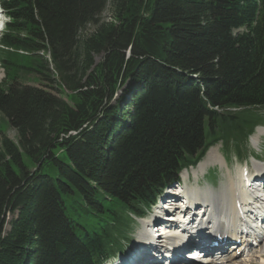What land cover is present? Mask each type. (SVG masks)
Here are the masks:
<instances>
[{
    "label": "trees",
    "instance_id": "obj_1",
    "mask_svg": "<svg viewBox=\"0 0 264 264\" xmlns=\"http://www.w3.org/2000/svg\"><path fill=\"white\" fill-rule=\"evenodd\" d=\"M0 2V264H102L181 170L263 121L264 0Z\"/></svg>",
    "mask_w": 264,
    "mask_h": 264
},
{
    "label": "bare ground",
    "instance_id": "obj_2",
    "mask_svg": "<svg viewBox=\"0 0 264 264\" xmlns=\"http://www.w3.org/2000/svg\"><path fill=\"white\" fill-rule=\"evenodd\" d=\"M262 131H263V133H262ZM263 134H264V129L258 128L256 133L253 136L259 137V136H262ZM253 142H254V139L252 140V143ZM256 142H257V139H255V142L253 144H256ZM254 160L258 162V160H256V159H254ZM208 165H219L220 167H226L224 159L219 154L218 149H216V148L214 149V147L210 148L207 151L204 159L198 164V166L195 169L191 170L192 171L191 173H192L193 177L195 178V180L198 177L197 176L198 173L203 174ZM253 168H254L255 172L258 173V177H264V167L262 165H260L258 163H253ZM227 172L229 175L228 180L226 181V184L220 188L218 193L217 192L214 193L213 191L208 190V189H203V188L201 189V187L197 184L194 187H190V186H188L189 184H187V188H185V192H184V195H185L184 197L185 198H195L197 200H201L200 203H197L198 205L199 204L204 205L202 208H200V210L202 209V211H204L205 213L211 212L216 218H218L219 223L221 222V220L225 219V220H227V223L233 224L235 217H236V208L239 205V201L243 202L242 196L245 194L246 191L242 189V184L238 183L237 181H235L233 178L230 177L228 169H227ZM251 176L256 177V175H251ZM182 177L186 181L188 178V173L185 172ZM177 202H180V201H174L172 203V206H171L172 210H173V206L177 205L176 204ZM175 212H178V210H175ZM188 213H190V211ZM171 216H174V215H171ZM251 219H253V218H251ZM147 226L148 225H146V222H143V228L139 232V235H138L139 240H141V241H145L148 238ZM168 227L170 228V230H176L180 226H178L177 224H175V225L174 224H168ZM188 229H190V230L195 229V224L193 221L192 222L188 221L184 224L182 234H186V231ZM199 233H200V237H199L200 239L198 241L201 242L202 239L204 237H206V235L203 232H199ZM170 242L172 244H178L179 239L173 238L170 240ZM201 245H204V244H201ZM260 247H262L260 250L261 256L257 257L256 259H258V261L262 262V261H264V245L260 246ZM244 248H245V246H243V248L238 247V248L234 249L232 252H230V250H228V252L224 256L219 257V259L221 260L220 263H218L217 261H213L212 259H209L208 262L196 263V264H248V263L253 264L254 262L248 259V258H250V255L249 254L245 255V253L243 252ZM221 250L225 251L226 248L222 247ZM149 255L153 256V255H157V254H155L151 250ZM172 255H174V254L171 253L170 257ZM243 256L245 258L243 260H241L240 258ZM219 259H217V260H219ZM133 261H137V259L132 258V259L128 260L126 262V264H129ZM158 264H161V263H158Z\"/></svg>",
    "mask_w": 264,
    "mask_h": 264
},
{
    "label": "rangeland",
    "instance_id": "obj_3",
    "mask_svg": "<svg viewBox=\"0 0 264 264\" xmlns=\"http://www.w3.org/2000/svg\"><path fill=\"white\" fill-rule=\"evenodd\" d=\"M0 10H2L1 9V7H0ZM102 18L103 19H105V20H108L109 19V15H108V13L107 12H105L104 14H103V16H102ZM6 21H7V18L5 17V15H4V13L2 12V13H0V23L1 22H3L4 24L6 23ZM3 28H4V26H3ZM4 30V29H3ZM2 32L3 31H1L0 32V35L2 34ZM100 60H101V56H94V64H97V63H99L100 62ZM5 76H6V73L4 72V70L0 67V84L2 83V81H3V78H5ZM20 83L21 84H23V85H30V86H36V87H39L40 86V84L39 83H37V82H35V81H33L32 80V77L31 76H27L26 78H24V79H21L20 80ZM53 94H55L56 96H60L63 100H65V101H67V97H66V95H68V94H65V95H63V94H60L58 91H56V90H52L51 91ZM255 111H258L259 113L261 112V113H263V111H259V110H255ZM264 125V124H263ZM0 132H2L3 134H5L6 136H8V137H10L11 139H15V132H14V130H12L9 126H8V124H7V120L5 119V118H3V116H2V114L0 113ZM262 133H263V131H262ZM261 133V134H262ZM260 134V135H261ZM254 139V142H255V139H257V136H252L251 137V142H252V140ZM253 142V143H254ZM218 149V151H219V153H221L224 157H225V159L228 161V168H229V171H230V175L237 181V178H238V174H239V170H240V167L242 166V165H245V163H253V160H252V157H254V156H256V155H260L262 158H263V160H264V136L263 137H260L259 139H258V141H257V146L255 147H253L252 145H249V147L247 148V150L246 151H244V155H243V158L242 159H240V160H238V159H235V158H233V157H230V155L229 154H227V153H223L222 152V149H221V146L220 145H217L216 147H214V149ZM255 161V160H254ZM258 164H260V163H258ZM263 164H264V162H263ZM260 165H262V164H260ZM263 167H264V165H262ZM249 168H250V170H251V172H252V169H251V166L249 165ZM192 172V171H191ZM206 172H207V170H206ZM205 172V173H206ZM201 173H198V175H199V178H198V180H199V184H200V187H201V189L203 188V189H208V188H213L214 189V193H218L219 192V190H220V188L221 187H223L222 185H224V184H226V179H227V177H226V171H224V172H220V176H219V179H218V183H217V185H216V183H211V182H209L208 181V179H214L215 177H216V175L218 174V171H215V169H211L210 171H208L207 172V176H205L204 175V177L203 176H201L200 175ZM197 175V176H198ZM209 182V183H208ZM188 186H190V184L188 185ZM192 187H193V184L191 185ZM208 190H211V189H208ZM11 217L10 216H6V222H5V226L3 227V230L5 231V233L8 231V229H9V222L11 221ZM135 225L136 224H134L132 227H130L129 228V230L128 231H130L131 230V232H133L134 233V231L136 230V228H135ZM133 235H131V236H128L126 239H125V242H129V240L131 239V237H132ZM125 244H127L128 245V247H126V245ZM124 247H126V252H129V250H130V248L132 247L131 246V242H130V244H128V243H124V245H123ZM261 248L262 247H260V248H256V249H253L254 251H252V253H251V255H250V258H248L249 260H251V261H253L255 264H258V259H256L257 257H260L261 256V254H260V250H261ZM259 255V256H258ZM245 257H241L240 259L241 260H243ZM247 259V258H246ZM247 259V260H248ZM257 261H256V260ZM253 263V264H254ZM260 263L261 264H264V261H260ZM249 264V263H248Z\"/></svg>",
    "mask_w": 264,
    "mask_h": 264
},
{
    "label": "water",
    "instance_id": "obj_4",
    "mask_svg": "<svg viewBox=\"0 0 264 264\" xmlns=\"http://www.w3.org/2000/svg\"><path fill=\"white\" fill-rule=\"evenodd\" d=\"M127 56H129V51L127 52Z\"/></svg>",
    "mask_w": 264,
    "mask_h": 264
}]
</instances>
